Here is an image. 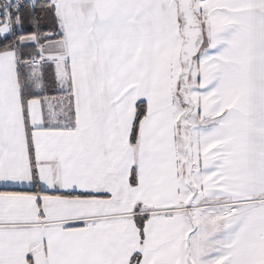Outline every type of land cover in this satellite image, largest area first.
Masks as SVG:
<instances>
[{"label": "snow or ice", "instance_id": "obj_1", "mask_svg": "<svg viewBox=\"0 0 264 264\" xmlns=\"http://www.w3.org/2000/svg\"><path fill=\"white\" fill-rule=\"evenodd\" d=\"M0 264H264V0H0Z\"/></svg>", "mask_w": 264, "mask_h": 264}]
</instances>
